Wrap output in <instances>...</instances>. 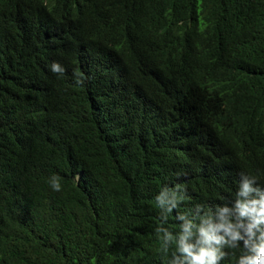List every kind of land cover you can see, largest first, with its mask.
Returning <instances> with one entry per match:
<instances>
[{
    "label": "trees",
    "instance_id": "16d2710c",
    "mask_svg": "<svg viewBox=\"0 0 264 264\" xmlns=\"http://www.w3.org/2000/svg\"><path fill=\"white\" fill-rule=\"evenodd\" d=\"M261 194L264 0H0V264H169Z\"/></svg>",
    "mask_w": 264,
    "mask_h": 264
},
{
    "label": "clouds",
    "instance_id": "9594fccd",
    "mask_svg": "<svg viewBox=\"0 0 264 264\" xmlns=\"http://www.w3.org/2000/svg\"><path fill=\"white\" fill-rule=\"evenodd\" d=\"M50 70L53 73H63L64 71L61 65L56 62L51 64ZM255 182V177L241 174L238 195L246 196L249 192L257 191L252 188V184ZM50 187L56 192L61 190L58 178L51 179ZM155 199L159 204L164 203L160 196H156ZM220 212L219 222L213 224L209 216V219L204 221L201 226L196 227L195 231L191 224H185L178 237L173 236L166 229L157 227L156 232L161 241V250L167 253L170 247H174L169 264H217L218 260L227 255L220 251L219 245L227 243L230 249L237 248L239 245L235 242L239 240H243L245 252L239 256L236 264H264V230L257 227L264 224V194H261L259 199L236 200L235 218L224 215L228 212L227 208L221 209ZM244 217H249L251 223L247 225L242 223ZM242 229L243 235L241 234ZM253 229L259 232L258 236ZM194 236L195 242H192Z\"/></svg>",
    "mask_w": 264,
    "mask_h": 264
}]
</instances>
